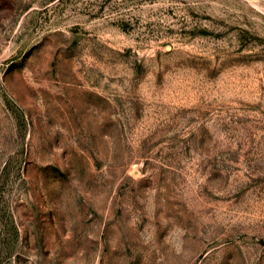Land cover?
Listing matches in <instances>:
<instances>
[{"label": "rangeland", "instance_id": "1", "mask_svg": "<svg viewBox=\"0 0 264 264\" xmlns=\"http://www.w3.org/2000/svg\"><path fill=\"white\" fill-rule=\"evenodd\" d=\"M0 264H264V0H0Z\"/></svg>", "mask_w": 264, "mask_h": 264}]
</instances>
